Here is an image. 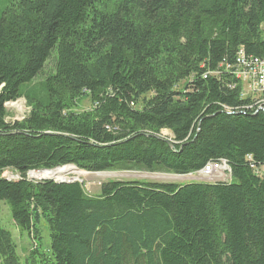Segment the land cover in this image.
Masks as SVG:
<instances>
[{
    "label": "trees",
    "instance_id": "trees-1",
    "mask_svg": "<svg viewBox=\"0 0 264 264\" xmlns=\"http://www.w3.org/2000/svg\"><path fill=\"white\" fill-rule=\"evenodd\" d=\"M243 49L264 55V0H12L0 17V201L35 243L25 263L264 264V178L246 161L264 163V110L245 109L229 73L203 77ZM21 97L28 115L7 120ZM220 158L229 181L111 179L91 195L28 178L67 164L189 175ZM0 264H21L1 223Z\"/></svg>",
    "mask_w": 264,
    "mask_h": 264
},
{
    "label": "rangeland",
    "instance_id": "rangeland-1",
    "mask_svg": "<svg viewBox=\"0 0 264 264\" xmlns=\"http://www.w3.org/2000/svg\"><path fill=\"white\" fill-rule=\"evenodd\" d=\"M12 0H0V17L2 16L5 8L11 3ZM52 65V59H50L47 65L44 68V72L35 78V83L43 80L44 76L49 71ZM242 87L246 91V78L242 79ZM6 109L8 112L7 120L9 121H21L25 118L29 111L30 106L27 103L25 97H21L16 101H11L6 103ZM92 102L89 98H85L78 103L76 108L77 112H82L91 109ZM162 134L172 137V133L168 129L162 130ZM196 173V172H195ZM4 176L10 179H18L19 174L13 173L9 170L5 171ZM28 177L32 180H36L30 176ZM65 178H72L79 180L84 183L86 191L91 195H97L101 191V184L107 180L118 179V180H146V181H161V182H177L181 184H186L192 181H198L193 176L177 175L171 172L166 171H157L149 172L145 170H131V171H106V172H88L74 168V171L70 174H67ZM192 178V179H191ZM230 179V178H229ZM199 181H208V180H199ZM211 182V181H209ZM0 223L1 225L12 232L15 242L18 246V252L21 256V264H26L25 260L30 255L31 251L35 247L33 239L28 236L27 232H22L15 224L12 218L11 210L9 205L0 201ZM43 226V244L41 245V250L46 251L47 247L50 244L49 231L47 230L44 221L42 222ZM45 227V229H44ZM42 257H40L36 264H50L49 259H45L43 262Z\"/></svg>",
    "mask_w": 264,
    "mask_h": 264
},
{
    "label": "built area",
    "instance_id": "built-area-1",
    "mask_svg": "<svg viewBox=\"0 0 264 264\" xmlns=\"http://www.w3.org/2000/svg\"><path fill=\"white\" fill-rule=\"evenodd\" d=\"M222 73H229L233 77V83L229 85L231 88L236 82V74H245L246 98H242L245 101V109L246 103L253 102L256 97H263V105L260 109H264V59H248V54L243 49L242 56L235 58L233 63L227 62L222 68L206 71L203 77L215 76L219 78ZM246 161L250 163L252 171L260 172V178H264V163H255L251 154L246 156ZM231 174L232 169L229 161L225 158H220L207 162L201 170L189 175L195 179L216 182L231 180Z\"/></svg>",
    "mask_w": 264,
    "mask_h": 264
},
{
    "label": "bare ground",
    "instance_id": "bare-ground-1",
    "mask_svg": "<svg viewBox=\"0 0 264 264\" xmlns=\"http://www.w3.org/2000/svg\"><path fill=\"white\" fill-rule=\"evenodd\" d=\"M240 56H242V50H240V52L238 53L236 58H239ZM248 59H264V55L263 56L248 55ZM244 78H246L245 74H236V79H237L236 83L239 84V86L241 88V92H240L241 99L242 98H246V91L242 87V79H244ZM262 105H263V97H256V98L253 99V102H249V104H246V107L252 108V109L257 108L258 110H260V108H262ZM74 168L75 167H73V166H59V167H56V168L51 169V170L31 171L29 173H30V176L32 178L36 179V180H39V179H42V178H59V179H63V178L66 177L67 174L72 173L74 171ZM255 173L260 176V172H255Z\"/></svg>",
    "mask_w": 264,
    "mask_h": 264
},
{
    "label": "water",
    "instance_id": "water-1",
    "mask_svg": "<svg viewBox=\"0 0 264 264\" xmlns=\"http://www.w3.org/2000/svg\"><path fill=\"white\" fill-rule=\"evenodd\" d=\"M161 136H165L164 134H161ZM168 142L171 146H173V141H171L170 139H168ZM64 166H73L75 168H78L76 165L74 164H67V165H64ZM59 167V166H58ZM54 169V168H53ZM46 170H51V169H42V170H38V171H46ZM31 172V171H30ZM29 178V177H28ZM30 180H32L31 178H29ZM39 180H55L57 182H73V181H79V180H76V179H72V178H63V179H59V178H42V179H39Z\"/></svg>",
    "mask_w": 264,
    "mask_h": 264
},
{
    "label": "clouds",
    "instance_id": "clouds-1",
    "mask_svg": "<svg viewBox=\"0 0 264 264\" xmlns=\"http://www.w3.org/2000/svg\"><path fill=\"white\" fill-rule=\"evenodd\" d=\"M182 176H188V175H182ZM199 181V180H198ZM209 182V181H208Z\"/></svg>",
    "mask_w": 264,
    "mask_h": 264
},
{
    "label": "crops",
    "instance_id": "crops-1",
    "mask_svg": "<svg viewBox=\"0 0 264 264\" xmlns=\"http://www.w3.org/2000/svg\"><path fill=\"white\" fill-rule=\"evenodd\" d=\"M183 177H185V176H183Z\"/></svg>",
    "mask_w": 264,
    "mask_h": 264
}]
</instances>
